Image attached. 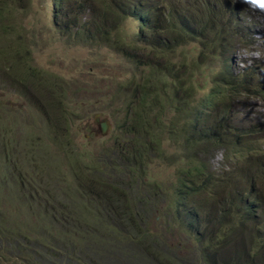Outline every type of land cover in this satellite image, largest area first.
Listing matches in <instances>:
<instances>
[{"label": "trees", "instance_id": "1", "mask_svg": "<svg viewBox=\"0 0 264 264\" xmlns=\"http://www.w3.org/2000/svg\"><path fill=\"white\" fill-rule=\"evenodd\" d=\"M6 1L10 0H0V37L13 33L10 24L5 22L11 11L9 4L3 6ZM53 1L54 27L58 32L74 31L77 39L84 37L94 49L106 45L114 34L117 42L112 49L132 64L134 72L130 77L131 86L123 91L120 87L116 90L119 93L115 92L103 104L115 122L110 150L112 148L115 165L121 169L115 176L108 169L103 171L104 175L95 177L93 174L90 192L94 198L79 201L76 207L65 206L63 221L73 231L67 229L59 234H70L72 238L63 241L48 230L47 238L60 246V252L54 246L48 247L51 254L38 259V264H47L54 256H61L66 242L75 247L67 246L69 250L63 253H75L79 261L84 257L89 264H190L179 253L171 257L165 243L151 238L152 206L133 186L136 182L143 187L150 185L147 176L151 164L158 160L174 168L172 192L161 189L168 205L172 203L183 209L176 212L174 218L179 221L177 232L195 241V244L191 242L189 251L205 264H264L260 200L254 199L243 187L229 192L235 176L239 178L234 186L247 178L242 177L245 180L240 183L242 172L239 174V169L228 173L225 169L236 154L238 159L245 158L244 169L259 161L258 168L264 170V155L257 157L260 150L253 152L252 143L245 142L254 135L264 134V123L243 124L231 103L220 102L217 95L222 86L230 100L237 99L243 87L256 86L257 90H264L263 77L255 85V75L260 73L257 68H246L239 74L233 70L234 47L250 44L249 38L230 37L241 34L242 30L228 31L226 23L222 25L224 34L220 32L219 23L225 10L216 8V0L186 2L182 13L178 12L177 5L167 7L166 11L158 6L166 1L181 5L183 0H150V3L148 0H117L111 6L107 5L109 0ZM228 1L242 6L235 0ZM106 11L113 17L111 28L105 26ZM129 18L137 21L132 36L123 28ZM12 39V43H19ZM122 40L127 41L126 44ZM191 40L199 45L193 46ZM13 50V44L6 51L0 48L1 57L11 55ZM191 51L196 60L187 62L186 55ZM209 55L217 56L220 70L215 72L209 91L196 98L194 89L201 87L202 81L207 83L199 65L204 62L210 65ZM178 56L182 61H175ZM14 59L17 60L16 54ZM23 65L27 80H37L45 73L31 64L23 62ZM137 72L139 83H136ZM166 141H170L173 152L163 147ZM219 149L225 160L222 168L212 169L210 157ZM86 170L90 172L89 167ZM110 179H117L120 186ZM194 195L205 196L210 202L206 207L208 211L203 205L206 212H202L201 220L196 206L190 208L185 204ZM3 203L9 202L4 198ZM76 209H80L78 214ZM181 211L195 218L186 221ZM54 212L58 211L54 209ZM147 213L152 218H147ZM84 223L88 225L86 232L77 233ZM220 230L230 232L219 239L216 235Z\"/></svg>", "mask_w": 264, "mask_h": 264}, {"label": "rangeland", "instance_id": "2", "mask_svg": "<svg viewBox=\"0 0 264 264\" xmlns=\"http://www.w3.org/2000/svg\"><path fill=\"white\" fill-rule=\"evenodd\" d=\"M116 1L109 0L107 5L111 6ZM6 4L11 6V11L5 22L10 24L13 33L0 37V48L6 51L13 44L14 50L5 57L0 54V264H38V259L43 260L51 254L48 247L54 246L60 252V246L47 238L48 230L63 241L72 238L70 234H59L67 229L73 231L63 221L65 206L76 207L79 201H91L94 195L90 192V180L94 176L104 175V170L108 169L115 176L121 169L115 165L112 148L110 150L115 122L106 113L103 104L115 92L119 93L116 90L120 87L123 91L131 86L130 77L134 69L127 59L112 49L117 42L114 34L106 45L94 49L84 37L77 39L74 31L58 32L54 27L53 0H10L3 6ZM106 13L105 26L111 28L113 17L110 12ZM257 21L261 25L258 34L262 35L255 36L254 49L240 50L236 57L237 67H241L242 59L250 61L257 58L258 53L264 52V18ZM136 25V21L128 20L123 28L132 36ZM12 38L19 43H12ZM126 42L122 40L123 44ZM190 43L199 45L193 40ZM14 53L17 60L14 59ZM209 57L212 62L210 65L207 62L199 65L207 83L205 85L202 81L201 87L199 85L194 89L196 98L209 91L208 87L213 84L212 79L218 69L217 56ZM185 60H196L193 51L186 55ZM175 61L180 62L182 58L175 57ZM23 62L39 67L45 71L44 75L37 80H27ZM262 65L264 74V62ZM197 73L200 74L198 69ZM136 78V83H139L141 79L138 72ZM249 91L253 92L254 89L250 88ZM238 102L245 112H255L251 114L254 117L252 121L264 119V104L260 106L259 99L245 102L242 99ZM233 106L238 107L237 104ZM104 118L110 119L112 127L105 134L99 130V122ZM241 122L248 123L243 118ZM245 142L252 143L253 152L260 150L257 157L264 155V134L254 135L245 139ZM163 147L169 152L174 150L170 141L164 142ZM237 157L233 155L231 164L225 169L227 173L239 169V174L242 172L240 183L245 180L242 177L247 179L234 186L233 183L239 178L235 176L231 180L229 192L243 187L245 192H251L254 199L260 200L258 212L260 226L264 228V170L258 168L259 161L244 169L247 165L245 158ZM224 160L225 155L220 149L212 153V169L222 168ZM86 167L90 168V172ZM150 170L147 176L149 186L143 187L137 182L133 186L141 198L148 200L152 206L151 238L165 243L167 249L171 250V257L179 253L190 264H205L188 250L191 242L195 244L194 239H186L176 230L179 221L174 217L177 216L176 212L183 209L172 203L168 205L163 199L166 196L161 187L172 192L170 183L174 168L158 160L151 164ZM110 180H116L118 185L117 179ZM153 182L158 184L154 186L151 184ZM4 198L9 203L4 204ZM185 204L190 208L196 206L201 220L204 215L202 212H206L203 205L208 211L206 207L210 202L205 196L194 195ZM54 209L58 212H54ZM79 211L76 209L75 213ZM181 212L186 221L195 218L189 212ZM147 215V218H152ZM86 223L77 229V233L86 232ZM257 233L261 234L260 231ZM225 236L226 232L221 231L217 237L221 239ZM65 245L69 249L75 247L70 242ZM67 246L62 249L63 252L69 250ZM63 252L61 256L51 258L47 264H89L84 257L79 261L77 254Z\"/></svg>", "mask_w": 264, "mask_h": 264}, {"label": "clouds", "instance_id": "3", "mask_svg": "<svg viewBox=\"0 0 264 264\" xmlns=\"http://www.w3.org/2000/svg\"><path fill=\"white\" fill-rule=\"evenodd\" d=\"M194 1H198V0H183V4H181V5L176 4L172 1H166L162 5L158 6V8L166 11L167 7L172 6V5H175V6L177 5L178 12L182 13L184 11L183 7H184L185 3L186 2L191 3ZM235 1L239 4H241L242 6H234L228 0H216L215 1V6L217 9L224 8V10H225L223 20L220 21V23H219V29H220V32L222 34H224L222 25L224 26V23H226L227 24L226 30H228V31L242 30L241 34L230 35V37H232V38H239L240 37V38H246V39L249 38V40L251 41L250 44H238L234 47L235 52H234L233 59H232L233 70L235 73L239 74L242 71H244L246 68H257V70H260V73L257 72L255 75V85H257V82H259V79L262 77L264 78V74L262 72V68H263L262 63L264 62V52L258 53L257 58L251 59L250 61L242 59L240 62L241 67H237L238 64L236 63V57L239 55L240 50H242V49H245L246 51H251V49H254L255 46H253V45L256 42L254 40L255 36L257 35V37H260L262 35V34H258L259 33L258 32L259 27L261 25L257 20H259L262 17L264 18V0H261V2H258V0H243L241 2L237 1V0H235ZM160 11H162V10H160ZM128 20L136 21L133 18H129L126 21H128ZM136 27H137V25H136ZM234 42H235V40L232 41V43H234ZM212 70H213V68H212ZM218 70H220L219 65H218L217 71ZM250 88H253L254 91L250 92L249 91ZM227 94H228V91H226V89L223 86L218 89L217 95H218L220 102H230L233 109L239 113V120L242 121V118L247 119V121H248L247 124H251V123L257 124L260 122L264 123V119L258 120V121H252L251 118H254V117H252L251 114H255V112L254 113L245 112L244 107L242 105L240 106V102H238L239 100H242V99H244V102L249 101V100L256 101L259 99V101L261 102L260 106H262L264 104V90H257L256 86L255 87H251V86L247 87L246 89H242L241 95L235 100H230L227 97ZM243 95H246V97L242 98ZM234 104H237L238 107L235 108L233 106ZM99 130L103 134H105L109 131V130H107V132H106V129L101 127L100 124H99ZM221 231H225V230H220L216 236H218ZM225 232H226V235H228L229 232L228 231H225Z\"/></svg>", "mask_w": 264, "mask_h": 264}, {"label": "water", "instance_id": "4", "mask_svg": "<svg viewBox=\"0 0 264 264\" xmlns=\"http://www.w3.org/2000/svg\"><path fill=\"white\" fill-rule=\"evenodd\" d=\"M98 120L99 119H96V121H98ZM99 124L101 125V127L106 126V132H107V130H109V129L112 128L111 127V122H110V119L109 118H104L103 120H101L99 122ZM102 124H103V126H102Z\"/></svg>", "mask_w": 264, "mask_h": 264}, {"label": "snow or ice", "instance_id": "5", "mask_svg": "<svg viewBox=\"0 0 264 264\" xmlns=\"http://www.w3.org/2000/svg\"><path fill=\"white\" fill-rule=\"evenodd\" d=\"M258 2H261V0H258Z\"/></svg>", "mask_w": 264, "mask_h": 264}]
</instances>
